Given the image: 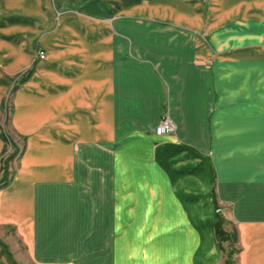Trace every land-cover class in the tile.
I'll return each instance as SVG.
<instances>
[{
	"label": "crops",
	"instance_id": "1",
	"mask_svg": "<svg viewBox=\"0 0 264 264\" xmlns=\"http://www.w3.org/2000/svg\"><path fill=\"white\" fill-rule=\"evenodd\" d=\"M216 4L210 21L186 1L167 21L126 0L77 19L29 9L40 26L7 56L18 82H0L24 142L0 230L29 264H222L218 213L237 264H264V0Z\"/></svg>",
	"mask_w": 264,
	"mask_h": 264
},
{
	"label": "rangeland",
	"instance_id": "2",
	"mask_svg": "<svg viewBox=\"0 0 264 264\" xmlns=\"http://www.w3.org/2000/svg\"><path fill=\"white\" fill-rule=\"evenodd\" d=\"M44 1V0H42ZM50 7L54 10L55 7L64 8L63 13H58L61 17L71 16L75 19L80 12L89 13L94 12L104 7L110 2H113V6L118 7L120 0H47ZM130 17L132 18H142V19H160V20H170L171 16L164 14L168 11V6L172 5H184V2L192 3L193 7H198L201 11L206 14L207 21H210L216 17V2L217 0H126ZM36 0H0V82L3 84H9L11 81L12 85L18 82L19 77L16 75H9L7 69L9 59L7 56L11 51V44H18L19 40L16 39L20 33L19 28L28 27V25L34 27L40 26V19L38 15L33 14V21H30L29 9H36L34 4ZM58 4V5H57ZM61 12V11H60ZM156 12V13H154ZM133 14V15H132ZM56 15V17H57ZM60 17V16H59ZM79 20V19H78ZM29 28V27H28ZM40 31V30H39ZM18 33V34H17ZM11 34V35H10ZM12 36V37H11ZM17 36V37H16ZM38 37V41L36 38ZM37 37H29V49L31 51V58L33 62V67L44 59H41L39 54L41 47L39 46L40 34ZM46 57V56H45ZM2 60V61H1ZM11 73V72H10ZM22 77V76H21ZM1 119H0V134L4 138V150L0 156V189L8 185L16 171L19 163V156L24 146L22 139L17 137L11 126V110H12V100L13 94L8 90L6 94L1 96ZM6 178V179H5ZM225 222V221H224ZM234 228L233 224L224 223L223 229L228 235H232ZM0 264H29L27 258L22 249L17 248V251L12 249L14 243L17 239L15 238L14 232L8 229L0 230ZM235 238L234 236H232ZM233 245L231 246L228 242L224 243V248L226 253L224 254V259L227 253L232 249L237 251V238L233 239ZM235 240V241H234ZM18 242V241H17ZM19 244V242H18ZM15 251V252H14ZM232 259L234 264H237V253L233 255Z\"/></svg>",
	"mask_w": 264,
	"mask_h": 264
},
{
	"label": "trees",
	"instance_id": "3",
	"mask_svg": "<svg viewBox=\"0 0 264 264\" xmlns=\"http://www.w3.org/2000/svg\"><path fill=\"white\" fill-rule=\"evenodd\" d=\"M5 138V137H4ZM3 138V139H4ZM6 179V178H5ZM224 220L223 217L221 215H219V213L217 214V223L215 226L216 229V236L217 239L222 247V251L224 252V254L226 253L225 248L223 247L224 243L226 242H230L229 244L232 246L233 242H232V236H234L235 238H237V233L236 231L233 229L232 232H234L232 235H228L227 232L223 229V224H224ZM233 238V239H235ZM235 241V240H234ZM238 253V250H231L229 251V253H227L226 258L224 259V262L222 264H234V260L232 259L233 255Z\"/></svg>",
	"mask_w": 264,
	"mask_h": 264
},
{
	"label": "built area",
	"instance_id": "4",
	"mask_svg": "<svg viewBox=\"0 0 264 264\" xmlns=\"http://www.w3.org/2000/svg\"><path fill=\"white\" fill-rule=\"evenodd\" d=\"M41 59L45 58V54L43 52L38 53ZM175 131L174 122L166 117L162 120V122L156 127L155 134L157 136H163L167 134H171Z\"/></svg>",
	"mask_w": 264,
	"mask_h": 264
}]
</instances>
